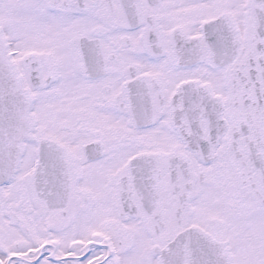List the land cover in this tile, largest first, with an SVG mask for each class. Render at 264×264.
I'll return each mask as SVG.
<instances>
[{
    "label": "snow or ice",
    "instance_id": "1",
    "mask_svg": "<svg viewBox=\"0 0 264 264\" xmlns=\"http://www.w3.org/2000/svg\"><path fill=\"white\" fill-rule=\"evenodd\" d=\"M0 264H264V0H0Z\"/></svg>",
    "mask_w": 264,
    "mask_h": 264
}]
</instances>
